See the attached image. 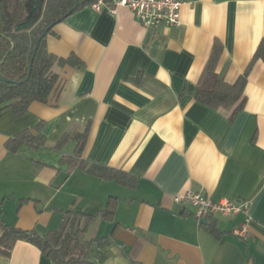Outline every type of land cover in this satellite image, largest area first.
I'll return each instance as SVG.
<instances>
[{"label":"crops","instance_id":"crops-1","mask_svg":"<svg viewBox=\"0 0 264 264\" xmlns=\"http://www.w3.org/2000/svg\"><path fill=\"white\" fill-rule=\"evenodd\" d=\"M180 1L178 26L146 28L128 7L112 15L85 5L46 36L50 53L74 54L82 65L52 67L58 81L47 103L32 102L21 117L0 112V211L8 224L41 235L58 229L67 211L95 215L87 257L99 264H264V62L252 65L232 120L195 98L215 42V71L226 82L248 66L264 38V0ZM38 123L44 146L7 148ZM83 131L77 151L73 138ZM70 157L127 173L133 184L102 179ZM186 191L247 201L245 236L232 233L242 213L210 216L205 223L214 221L219 235L208 230L191 205L174 202ZM109 196L113 217L103 218ZM0 264L55 263L19 240Z\"/></svg>","mask_w":264,"mask_h":264},{"label":"trees","instance_id":"trees-1","mask_svg":"<svg viewBox=\"0 0 264 264\" xmlns=\"http://www.w3.org/2000/svg\"><path fill=\"white\" fill-rule=\"evenodd\" d=\"M34 0H0V112L10 109L15 117L23 116L29 105L34 102L47 103L57 81L58 74L52 69L55 64L72 66L82 65V61L74 54L58 57L47 50L46 36L53 32V27L65 20L69 15L96 0H42V10L37 21L29 28L16 30V25L25 21ZM109 2L110 0H105ZM37 49L29 64L33 49ZM222 47L215 42L204 65L195 92L198 102L214 109L228 111L233 119L245 103L244 87L254 62H264V38L258 44L251 61L245 70L233 82H226L216 71V63ZM41 123L34 130L23 129L14 134L6 143L8 149L15 151L22 144L28 148L44 146L45 138L39 132ZM86 137L83 131L73 138L77 143V151L82 148ZM65 134L55 144L59 148L67 140ZM74 166L95 174L102 179H114L121 184H133V177L122 171L83 160L68 159ZM116 198L109 196L103 209L99 211L103 218H112ZM95 215L78 211H67L58 229L38 234L34 230H26L8 224L0 211V258L10 256L14 244L28 241L40 250L41 254L50 258L55 264H99L88 259V249L93 242L86 236L87 223ZM212 233L219 235L214 221L204 225ZM98 242L101 239H97Z\"/></svg>","mask_w":264,"mask_h":264},{"label":"built area","instance_id":"built-area-1","mask_svg":"<svg viewBox=\"0 0 264 264\" xmlns=\"http://www.w3.org/2000/svg\"><path fill=\"white\" fill-rule=\"evenodd\" d=\"M180 0H96L90 4L95 11L106 10L115 14L118 7H128L135 18L146 28L164 24L167 26H178L180 24ZM175 203L189 204L193 207V213L198 222L215 214L232 216L242 213L243 222L232 229V233L245 236L246 225L250 221L249 206L245 200H231L223 198L213 200L209 195L201 192L186 191L173 196Z\"/></svg>","mask_w":264,"mask_h":264},{"label":"water","instance_id":"water-1","mask_svg":"<svg viewBox=\"0 0 264 264\" xmlns=\"http://www.w3.org/2000/svg\"><path fill=\"white\" fill-rule=\"evenodd\" d=\"M41 10H42V0H34L32 7L26 16L25 21L18 23L16 25V30H22V29L31 27L37 21L38 14L41 12ZM36 49H37V43L33 49L32 55H31V61L29 64V71L28 72H30V70H31L32 60H33V57L35 55ZM201 223H205V219H202Z\"/></svg>","mask_w":264,"mask_h":264},{"label":"rangeland","instance_id":"rangeland-1","mask_svg":"<svg viewBox=\"0 0 264 264\" xmlns=\"http://www.w3.org/2000/svg\"><path fill=\"white\" fill-rule=\"evenodd\" d=\"M42 153V152H41ZM50 156H52V155H48V157L50 158V160L53 158V157H50ZM40 157V156H39ZM40 158H45V157H40ZM47 158V157H46ZM55 159H56V157H55Z\"/></svg>","mask_w":264,"mask_h":264}]
</instances>
